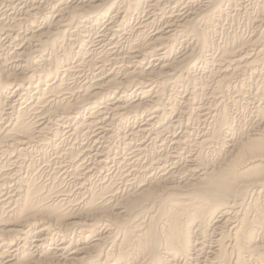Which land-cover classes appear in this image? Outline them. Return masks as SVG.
<instances>
[{"label":"bare ground","instance_id":"6f19581e","mask_svg":"<svg viewBox=\"0 0 264 264\" xmlns=\"http://www.w3.org/2000/svg\"><path fill=\"white\" fill-rule=\"evenodd\" d=\"M1 1H4L6 8L22 7L23 13L12 18L10 24L0 20V37L5 36L4 40L7 39L13 44L14 37L19 39L22 36L20 33L22 27L26 26L28 27L26 30L30 29V31L22 36L20 44L18 39L15 40L17 49L10 57L0 59V264H264V118L254 124L256 127L253 126L254 128L246 132L243 129V133L239 136L236 133L234 137L229 116L231 114L227 112L224 104L222 109L217 108L211 130L205 132L206 134L203 133L204 135L190 146L191 156L188 165L178 169L175 159L179 154L176 153L177 155L171 154L170 157L162 160L158 156L153 162L145 163L146 165H134V168L137 167L135 169L137 178L133 179L134 182H131L133 177L131 180L129 177L131 174L129 172L132 170L129 172L124 170V173L119 171L118 178L127 183V190L121 195L116 193L111 182L106 181L107 177L103 176L104 171L99 174L100 180H92L93 175L100 171L98 168L106 170L111 162L106 150L111 138L114 137L110 133L112 126L118 119L121 118L122 121L124 116L131 113L149 115L147 113L152 112V117L146 120L145 125L140 126L136 132H129L130 139L134 142V139L148 135L147 138L151 140L157 142L160 140L164 131L158 132L159 134H155L156 137L152 138L155 130L148 128L163 119L158 106V101L164 92V84L161 85L160 82L166 81V78H174L177 70L193 57L195 50L192 48V55L191 52L188 53L190 57L183 53L185 57L173 62L164 61L163 56L165 57L173 48L176 30L195 33L199 30L196 25L198 21L169 20L163 30L155 32L148 38L144 35L143 28L147 27L143 24L149 25L153 20L142 19V26L126 29L127 32L124 34L137 33L135 37L139 38L137 45L130 49L128 55L117 53L118 45L114 43L109 49V56L97 55L92 61H88L89 66H93V69L98 67L100 71L93 75V81H86L87 83L80 85L70 80L75 79V75L82 74L87 59L79 60L81 62L74 67L63 63L64 59L61 58L63 54L60 56L53 54L57 53L55 50L62 43L59 41V35L70 32L69 37H73V41L84 43L83 32L87 31L86 28L96 27L102 18L117 9L116 18L121 20L117 24L116 19H110L107 27L104 26L106 31L98 37L102 39L100 43L107 41L112 45V39L106 40L105 37L109 33L113 35L119 33L122 29L118 30L125 24L129 13L139 12L142 5L146 6L143 4L144 0H122L123 6H118L117 0H82L81 2L77 0L75 3H70L71 5L66 4L64 0H41L43 7L30 6V9L27 0ZM159 1L157 4L164 0ZM196 1L190 0L188 3L194 4ZM224 2L225 0H204V5L201 6L206 7L209 14L208 17L204 15L202 21L207 19L206 21L210 22L217 14L223 13ZM157 4L155 7L158 6ZM45 5L50 7L52 5L55 8L57 13L55 20L48 21L47 28L35 30L38 15L42 14V11L44 13V9L47 8ZM120 12L122 14L119 16ZM2 16L4 17V14ZM188 17L189 15H186L185 18ZM259 39L244 44L241 49L238 47L240 51L237 49V52L234 51L235 54L233 52L230 55L228 51H224L219 60L217 58L219 66H216L219 68L216 72L218 71L219 74L212 71L211 79L214 81L212 94L225 95L227 93L225 87L232 79L249 72L259 71L260 76L264 75V44ZM198 40L197 44L201 45L202 49L210 44L209 42L207 44L201 36ZM89 49L86 51L84 49V55ZM48 50L49 53L46 55ZM71 51L67 50V56ZM70 56L73 57L72 54ZM150 58L158 66L157 69H147L149 66L144 68L145 62ZM11 63H14L18 70L14 69L15 65H12L14 70H8L7 67ZM118 65H120L118 72L111 69L112 66ZM185 80H187L186 76ZM244 90L243 85H240L238 92L242 94ZM32 92H35V96L32 97L31 103L20 106L26 101L24 97L30 96ZM152 94L155 96L151 100L142 102L143 98H148ZM130 96L139 97V101L128 102L127 98ZM15 104L20 108L16 110ZM84 112L85 114L82 115ZM66 124L69 125L70 130L66 133L67 143H63L61 137L64 135V129L61 131L59 127ZM230 131L232 134L229 133ZM80 134L86 138L85 142L86 140L92 142L91 150L78 151L80 147H84V143L79 141ZM229 136L231 139L227 141L226 137ZM190 137V132H184L174 143L175 146L184 144L182 139L189 141ZM65 144L68 145L64 146ZM33 145L38 153L51 148L55 159L71 168L72 179L81 186L76 194L80 193L77 198H72L73 196L65 189H58L53 182L52 185H48L36 183L34 179L32 180L34 176L29 179L30 181L26 179L27 176L23 177L19 169L22 163H26ZM128 148L131 151L129 145ZM145 150V145L140 144L137 151L132 150V153H128V156H132L131 159L124 153L127 158L123 159L124 162L139 163ZM211 154L218 156L212 160L214 157L210 159ZM44 156L41 157L44 158L43 160H45ZM123 164V162L119 163L120 166ZM173 164L175 165L160 177L152 173L151 176H143L149 174L151 170L164 171L167 165L170 167ZM34 165L31 161L27 168L32 169ZM133 175L135 176V173ZM180 179L184 180L180 182ZM81 196L82 201L77 203V199ZM248 196L251 197L248 199ZM239 208L242 211L241 209L239 211ZM135 217L137 221H134ZM233 220L235 222H231ZM231 223H236L237 226L232 229L233 231L226 232V226ZM70 234L72 237H69ZM50 245L55 246L49 247Z\"/></svg>","mask_w":264,"mask_h":264},{"label":"rangeland","instance_id":"374dc122","mask_svg":"<svg viewBox=\"0 0 264 264\" xmlns=\"http://www.w3.org/2000/svg\"><path fill=\"white\" fill-rule=\"evenodd\" d=\"M75 1L77 0H64V2L66 4H72V3H75ZM82 0H79L78 2H81ZM87 1H92V0H87ZM124 1V0H123ZM122 0H117V2L119 3L118 6H123V2ZM159 0H144L143 1V4H146L145 5H142V8L139 12H130L129 13V16H127L126 18V22L125 24L123 25V27H120V29L118 31H121L119 33H116L115 35H113L112 33H109V35L107 37H105L106 40H109L110 38L112 39L113 41V44L110 45L107 41L106 42H103V43H100L99 41L102 40L101 38H98L100 35L103 34L104 31H106V28L107 27V24L110 22V19H116L117 21V24L119 22V20L121 19H117L116 18V12H117V9L114 11V12H110L108 13V15L105 17V18H102L100 24H98L96 27L92 28H86L87 31L84 33L83 32V35H84V43H81V42H76V41H73L74 38L73 37H69L70 36V32H67V34L63 35H59V41L62 42L60 46H58L55 50V52L57 51V53H53V54H57V55H61V58L64 59L63 60V63L65 62L66 64L68 63V65L70 66H76L78 65L79 60L81 59H84L86 60L87 64L85 66V71L83 69V72L81 75L80 74H77L75 75V79L72 78V80L70 81H76L78 82L80 85H83L84 83H87V82H91L93 81V75L94 74H97L100 69L97 67L99 65H97V69H93V66H89V62L90 60L92 61L93 57L94 56H97V55H106V56H109L110 53H109V49H111L113 46H114V43H117L116 46H117V53H120V54H125V55H128V52L130 51V49L133 47V46H136L137 43H138V37H135V35L137 33H133L132 35H124L125 32H127V30L131 29L132 28H136V27H139V26H142V22L143 20H147V19H151V23L148 25V24H143L146 25L145 27L147 28H143V32H144V35L147 36L148 38H150L151 35H153L155 32L159 31V30H163L162 28H165L167 26L166 22L169 21V20H196L198 21V23L196 24L197 25V30L199 31H196L195 33H190V32H182L180 29L179 31L176 30V38H175V42L173 43V48L175 49H171L170 52L166 53V56L164 57L163 56V60L166 61V62H173L177 59H181L182 57H185L186 56H189L188 53L191 52V55H192V51L193 49L195 50L194 53H193V57H191L187 62H189V65L188 63L184 64L180 70H177V75L173 78H166V81L169 80V81H165L163 80L161 83L164 84V92L162 94V97L161 99H159L158 101V106L159 108L161 109V114H163V119L160 121V123L158 124H154L153 128L151 127H148L150 129H154L155 131H153L154 135L152 136V138L156 137L155 134H159V133H162V136L160 137V140L155 141V140H151L148 137V135H145L144 138L143 137H139L138 139H134V142H133V139L131 141L130 139V134L129 132H136L138 130V128L142 125H145L146 123V120L149 119L150 117H152V112L150 113H147L149 115H146V114H140V113H131V114H128L126 116H124L122 118V121H121V118L120 120L118 119L115 124H113L112 126V129H111V135H113L114 137H112L111 141L109 142V147L107 148L106 152L109 154L110 158H111V162L110 164L108 165L107 168H105L106 170H103L98 168L100 171L96 174H94L92 180L94 181H97L98 179L100 180V175H101V171H104L103 172V176L107 177L105 178L107 182H111L113 188L116 189V193H119V195H121L122 193H124L126 190H127V183H125V180H121L118 178V175H119V171L120 173L123 172L124 173V170L125 172H129L130 174V180L131 182L135 181L133 179L137 178V173H136V168H134V165H146L150 162H153L154 159H156V157H158L160 160L166 158V157H170L171 154H179L177 155L175 161H177L175 164H176V167L179 169L181 168L182 166L184 165H188L189 164V161H190V154H191V145L195 142V141H198L204 134H206L205 132H209L214 124V120H215V114L217 113V108H221L224 107V104H225V108H227V112L231 115L230 118H231V127L233 129V133H234V137L235 135L238 134V136L243 133V129L244 132L248 131L249 129H252L254 127H256V125H254L258 120H262L264 117V75L263 76H260L259 75V71H255V72H249L247 74H245L244 76H239V78H235V79H232L231 83H229L225 89L227 93H225V95H214L212 94V90H213V87H214V81H212L213 79H211V74H212V71H214L215 73L216 70H218V66H219V63H218V60H219V57L223 54L224 51H228V53H233L234 51H238L239 48L241 49L242 47L241 46H244L247 45V43H250L252 41H256L258 40L259 38L263 41H261L259 39V41L264 44V0H225V2L222 4L223 5V13H220L217 14V16L215 17V19H211L212 21L210 22H207L205 19L204 21H202L204 15H206V17H208L207 15L209 14L208 13V10H206L204 6H201V5H204V0H197L196 2H194V4H192L191 2L188 3V1L190 0H184V1H181V0H172V1H168V0H160L159 2H162V3H158ZM177 1L179 3H177ZM231 1V2H230ZM31 2V3H30ZM146 2V3H145ZM156 2V3H155ZM234 2V3H233ZM238 2V3H237ZM241 2V3H240ZM252 2V3H250ZM4 1H1L0 0V20H2V22L6 23V24H10V22L12 21V18H14L16 15L19 16V14L21 15L22 12V7H18L16 9H10V8H6L4 6ZM26 3L28 4V7L29 9L31 7H39V6H44L42 5V1L41 0H36L35 2L33 0H27ZM34 3V4H33ZM40 3V4H39ZM121 3V4H120ZM172 3V4H171ZM177 3V4H176ZM181 3V4H180ZM186 3V4H185ZM231 3V4H230ZM70 4V5H71ZM151 7H150V5ZM158 5L155 7V5ZM197 4V5H196ZM257 4V5H256ZM33 5V6H32ZM186 5V6H185ZM192 5V6H191ZM196 5V6H195ZM31 6V7H30ZM149 6V8H148ZM153 6V7H152ZM185 6V8H181ZM190 6V7H189ZM47 7V8H45ZM45 12L43 13V11L41 12L42 14H39L38 15V23L35 24V30H40V29H44V28H47L48 27V21L52 22V19L53 21L55 20V17H56V10L55 8H53V6L51 5L50 6H47L45 5ZM165 7H167L165 9ZM172 7L174 9H172ZM194 7V8H193ZM236 7V8H234ZM198 8V9H197ZM234 8V9H233ZM239 8V9H237ZM242 8V9H241ZM259 8H260V11H259ZM2 9V10H1ZM10 9V10H9ZM21 9V10H19ZM48 9V10H47ZM156 9V10H155ZM158 9V10H157ZM162 9V10H160ZM182 9V10H180ZM189 9V10H188ZM192 9L193 11L195 12V14H193L194 12H192ZM9 10V11H8ZM147 10V12H146ZM167 10V11H166ZM180 10V11H179ZM197 10V11H196ZM205 10V11H204ZM154 11V12H153ZM174 11V13H173ZM200 11V12H199ZM262 11V12H261ZM7 12V13H6ZM153 12V13H151ZM180 12V13H179ZM189 12V13H188ZM192 12V13H191ZM197 12V13H196ZM256 12V13H255ZM147 13V14H146ZM159 13V14H157ZM165 13V15H164ZM167 13V14H166ZM178 13V14H177ZM259 13V14H258ZM262 15H261V14ZM2 14H4V17L2 16ZM11 14V15H9ZM45 14V15H44ZM47 14V15H46ZM122 14V12H120L119 16ZM135 14V15H134ZM139 14V15H138ZM155 14V15H153ZM175 14V16L173 15ZM180 14H184V15H180ZM191 14V15H190ZM202 14V15H200ZM255 14V15H254ZM8 15V16H7ZM51 15V16H50ZM114 15V16H113ZM133 15V16H132ZM142 15V16H141ZM145 15V16H144ZM153 15V16H151ZM157 15V16H156ZM168 16L167 18H165L164 16ZM173 16L170 18V16ZM180 15V16H179ZM186 15L189 17L188 18H185ZM198 15V16H197ZM46 16V17H45ZM151 16V18H150ZM192 16V17H191ZM222 16V17H221ZM253 16V17H252ZM3 19H2V18ZM40 17V18H39ZM45 17V18H44ZM131 17V18H130ZM138 17V18H137ZM156 17V18H155ZM164 17V18H163ZM180 17V18H179ZM194 17V18H193ZM197 17H198V20H197ZM250 17V18H249ZM257 17V18H256ZM262 17V18H261ZM140 18V19H139ZM163 18V20H162ZM178 18V19H177ZM183 18V19H181ZM192 18V19H191ZM201 18V20H200ZM217 18V19H216ZM9 19V20H8ZM11 19V20H10ZM42 19V20H41ZM143 19V20H142ZM166 19V20H165ZM200 20V21H199ZM259 20V21H258ZM261 20V21H260ZM7 21V22H6ZM40 21V22H39ZM105 21V22H104ZM202 21V22H201ZM219 22V23H218ZM257 22V23H256ZM102 23V24H101ZM163 23V24H162ZM76 24V22L74 23ZM87 24V23H86ZM141 24V25H140ZM162 24V25H161ZM261 24V25H260ZM101 25V26H100ZM131 25V26H130ZM165 26V27H164ZM262 26V28H260ZM161 27V28H160ZM207 27V28H206ZM98 28V29H97ZM104 28V29H103ZM28 29V27L24 26L21 28L20 32L21 35H25L27 33H29L30 29L29 30H26ZM90 31H89V30ZM93 29V30H92ZM127 29V30H126ZM203 32H202V31ZM263 30V31H261ZM117 31V32H118ZM123 31V32H122ZM178 31V32H177ZM181 31V32H180ZM261 34H260V33ZM101 33V34H100ZM190 33V34H189ZM200 33L202 35H200ZM208 33V34H207ZM193 34V35H192ZM149 35V36H148ZM202 39H204L207 44L208 42L210 44H208V48H203L201 47V45L199 46V44H197L199 42L198 39H200V36ZM234 35V36H233ZM22 36L19 37V39L16 37H14V43L11 44L10 41H8L7 39H5V36H1L0 37V44H3L1 47H0V50L2 49V51H0V59H3L5 57H10L17 49V47L15 46V42H19L18 44H20V40H22ZM67 36V37H66ZM91 36V38H90ZM144 36V37H145ZM185 36V37H184ZM189 36V37H188ZM236 36V37H235ZM242 36V37H241ZM262 38H261V37ZM86 37V38H85ZM113 37V38H112ZM129 37V38H128ZM135 37V38H134ZM183 37V38H182ZM199 37V38H198ZM239 37V38H238ZM246 37V38H245ZM186 38V40H185ZM209 38V39H208ZM243 38H244V41H243ZM256 38V39H255ZM16 39H18L17 41H15ZM90 39V40H89ZM120 39V41H119ZM126 39V41H125ZM197 39V40H196ZM207 39V40H206ZM239 41H238V40ZM242 41H241V40ZM248 39V40H247ZM251 39V40H250ZM3 40V41H2ZM63 40H64V43H63ZM138 40V41H137ZM185 40V41H184ZM192 40V41H191ZM228 40V41H227ZM235 40V41H234ZM250 40V41H249ZM8 41V43H7ZM86 41V42H85ZM88 41V42H87ZM128 41V42H127ZM231 41V42H230ZM71 42V43H70ZM95 42V43H94ZM239 42V43H238ZM81 43V44H80ZM180 43V44H179ZM185 43V44H184ZM189 43V44H188ZM237 43V44H236ZM13 47H11V45ZM70 44V45H69ZM74 44V45H73ZM92 44V45H91ZM105 44V45H103ZM135 44V45H134ZM198 45L196 47H194V45ZM225 44V45H224ZM236 44V45H235ZM63 45V47H62ZM68 45V46H67ZM97 45V46H96ZM103 45V46H102ZM7 46V48H6ZM75 48H74V47ZM77 46V47H76ZM120 46V47H119ZM182 46V48H181ZM211 46V47H210ZM223 46V47H222ZM229 46V47H228ZM234 46V48H233ZM123 47V48H122ZM129 49H128V48ZM239 47V48H238ZM6 48V49H5ZM69 48V49H68ZM74 48V49H73ZM80 48V49H79ZM91 48V49H89ZM193 48V49H192ZM196 48V49H195ZM201 48V49H199ZM233 48V49H232ZM82 49V50H81ZM87 49H89V51L84 55L85 51ZM96 49V50H95ZM104 49V50H103ZM123 49V50H122ZM207 49V51H206ZM238 49V50H237ZM67 50H72L70 52V54L67 56ZM91 50H93L91 52ZM176 50V52H175ZM178 50V51H177ZM200 50V52H199ZM13 51V52H12ZM218 51V52H217ZM232 51V52H231ZM240 51V50H239ZM50 52H52L50 50ZM60 54H59V53ZM73 52V53H72ZM75 52V53H74ZM80 52V53H79ZM125 52V53H124ZM196 52V53H195ZM204 52V53H203ZM220 52V53H219ZM49 53V50L46 51V55ZM80 55L79 57L77 56L78 54ZM91 53V54H89ZM185 53V55L183 54ZM202 53V54H201ZM218 53V54H217ZM250 54L252 53L251 51L249 52ZM73 55L70 56V55ZM75 54V55H74ZM93 54V55H92ZM197 57V61L196 60V57ZM204 54V55H203ZM206 54V55H205ZM235 54V52L233 53ZM90 55V56H89ZM190 55V56H191ZM66 57L67 59H65L64 57ZM83 58H82V57ZM180 56V57H179ZM189 56V57H190ZM199 56V57H198ZM203 56V57H202ZM72 57V58H71ZM77 59H76V58ZM85 57V58H84ZM112 57V56H110ZM178 57V58H177ZM165 58V59H164ZM170 58V59H169ZM200 58V60H199ZM218 58V60H217ZM174 59V60H173ZM208 59V60H207ZM210 59V60H209ZM67 60V62H66ZM74 60V61H73ZM152 59L150 58L147 62H145L144 64V68L146 69L148 66L147 69L151 68V69H157L158 66L156 65V63H154L153 61H151ZM192 60V61H191ZM216 60V61H215ZM1 61V60H0ZM70 61V62H69ZM89 61V62H88ZM73 62V63H72ZM148 62H150L151 64H149ZM194 62V63H193ZM205 62V64H204ZM208 62V63H207ZM70 63V64H69ZM148 63V64H147ZM214 63H217V64H214ZM72 64V65H71ZM153 64V65H152ZM208 64V65H207ZM212 66H211V65ZM15 65L14 63H11L9 65V67H7L8 70H18L16 67V65L14 66V69H13V66ZM156 65V66H155ZM187 65V66H186ZM214 65V66H213ZM218 65V66H216ZM217 67V68H216ZM11 68V69H10ZM91 68V69H90ZM109 68V67H108ZM119 68H120V65L118 66H112L111 69H114V71H119ZM214 68V70H213ZM89 69V70H87ZM93 69V70H92ZM116 69V70H115ZM92 70V71H91ZM182 71V72H181ZM186 71V72H185ZM188 71V72H187ZM90 72V74H89ZM92 72V73H91ZM181 72V73H180ZM190 72V73H189ZM211 72V73H210ZM258 72V73H257ZM194 74V75H193ZM219 74V72H218ZM88 75V76H87ZM179 75V76H178ZM182 75V76H181ZM188 75V76H187ZM259 75V76H258ZM181 76V77H180ZM185 76H186V79L185 80ZM194 78H193V77ZM201 76V77H200ZM87 77V78H86ZM178 77V78H177ZM180 77V78H179ZM210 77V78H209ZM197 78V79H196ZM263 78V79H262ZM180 80L177 82V80ZM184 79V80H183ZM191 79V81H190ZM211 81L210 82H208ZM240 79V80H239ZM251 79V80H250ZM257 79V80H256ZM259 79V80H258ZM82 80V81H81ZM96 80V79H95ZM94 80V81H95ZM175 80V81H174ZM236 80V81H235ZM261 80V81H260ZM87 81V82H86ZM189 81V82H188ZM206 81V82H205ZM163 82H166V83H163ZM252 82V83H251ZM83 83V84H82ZM207 83V84H206ZM237 83V84H236ZM263 83V84H261ZM175 84V85H174ZM204 87H202L201 86ZM253 84V85H252ZM167 85V86H166ZM181 85V86H180ZM213 85V86H212ZM238 85V86H237ZM240 85H243V87L245 88V90L243 91V93L241 94V92H238V88ZM187 86V87H186ZM206 86V87H205ZM208 86V87H207ZM173 87V88H172ZM202 87V88H201ZM167 88V89H166ZM172 88V89H170ZM198 88V89H197ZM206 88V89H205ZM212 88V89H211ZM235 88V89H234ZM258 88H261L258 90ZM203 89H205L203 91ZM210 89V90H209ZM209 90V91H208ZM166 91V92H165ZM176 91V92H175ZM193 91V92H192ZM229 91V92H228ZM258 91V92H257ZM201 92V93H199ZM170 93V94H169ZM185 93V94H184ZM193 93V94H192ZM203 93V95H202ZM259 93V94H257ZM166 94V95H165ZM207 94V95H206ZM211 94V96H210ZM172 95V96H171ZM254 95V96H253ZM35 96V92H32L30 96H26V98L24 97V99L26 100L24 102L23 105H20V106H24L27 104H30L31 101H32V97ZM155 95L152 94L150 97L148 98H143L142 102H146V101H149L151 100V98H153ZM189 96V98H188ZM196 96V97H195ZM213 96V97H212ZM221 99H220V97ZM228 96V97H227ZM231 96V97H230ZM256 96V97H255ZM218 97V98H217ZM233 97V98H232ZM139 97L137 96H130V98L128 97L127 100L128 102H137L139 101L138 100ZM164 98V99H163ZM194 98V99H193ZM225 98V99H224ZM17 99V97H15V100ZM189 100V104L187 105L186 103L188 102ZM206 99V100H205ZM228 99V100H227ZM224 100H227V101H224ZM171 101H173L174 103H171ZM217 101V102H216ZM224 101V102H223ZM190 102H193V103H190ZM262 102V103H261ZM162 103V104H161ZM218 103H221L218 104ZM223 103V104H222ZM160 104V105H159ZM166 104V105H164ZM184 104V105H183ZM187 106H186V105ZM193 104V105H191ZM208 104H209V109L208 108ZM217 104V106H216ZM234 104V105H233ZM251 104V105H250ZM261 104V105H260ZM17 104H15L16 106ZM220 105V106H219ZM227 105V106H226ZM258 105V106H257ZM20 106H16V110L20 108ZM190 106V107H188ZM257 106V107H256ZM261 106V107H260ZM182 107V108H181ZM211 107L213 109H211ZM166 108V109H165ZM185 108V109H184ZM187 108V109H186ZM164 109V110H163ZM204 109V110H203ZM207 109V110H206ZM254 110V111H253ZM180 111L182 113H180ZM184 111V112H183ZM196 111V112H195ZM216 111V112H215ZM253 111V112H252ZM205 113V114H204ZM85 112L82 114L84 115ZM135 114V115H133ZM189 114V115H188ZM202 114V115H201ZM81 115V116H82ZM151 115V116H150ZM217 115V114H216ZM135 116V117H134ZM257 116V117H256ZM147 117V118H146ZM190 117V118H189ZM194 117V118H193ZM236 117V118H235ZM172 118V119H171ZM208 118V119H207ZM126 119V120H125ZM179 119V120H178ZM202 120V121H201ZM176 121H180V122H176ZM188 121V122H187ZM194 121V122H193ZM253 121V122H252ZM120 122V123H119ZM190 122V123H189ZM198 124H197V123ZM173 123V124H172ZM176 123V124H175ZM188 123V125H186ZM195 123V124H194ZM211 123V124H210ZM172 124V125H171ZM179 124V125H178ZM232 124L234 126H232ZM169 125V126H168ZM171 125V126H170ZM178 125V126H177ZM204 125V126H203ZM117 126V127H116ZM176 126V127H175ZM254 126V127H253ZM55 127H57L55 125ZM59 127V126H58ZM66 127V128H65ZM69 125H65V126H61L60 125V130L62 131L64 129V132H63V136L61 137V141L63 140V143H67V137L68 135L66 134L69 130H70V127ZM114 127V128H113ZM157 127V128H156ZM190 127V128H189ZM197 127V128H196ZM242 127V128H241ZM245 127V128H244ZM247 127V129H246ZM251 127V128H249ZM116 128V129H115ZM195 128V129H194ZM199 128V129H198ZM235 128V130H234ZM115 129V130H114ZM242 129V130H241ZM183 130V131H182ZM188 130V131H187ZM241 132H240V131ZM114 131V132H113ZM159 132V133H158ZM179 132V133H178ZM184 132H190L191 133V137L188 141V139L184 140L182 139V145L180 146H175L176 144H174L176 142V140L178 141L180 138H181V135L184 134ZM207 132V133H208ZM204 133V134H203ZM229 133L232 134V132L230 131ZM237 133V134H236ZM115 134V135H114ZM128 135V136H127ZM172 135V136H171ZM81 136V139L79 141H81L82 143H84V147H80L78 150L79 152L81 151H89L91 150V147H92V142L86 140L85 142V137L83 138V134H80ZM231 136V135H230ZM226 137V140H230L231 137ZM66 137V138H65ZM124 137V138H123ZM180 137V138H179ZM165 138V139H164ZM137 141V142H136ZM184 141V142H183ZM132 142V143H130ZM136 142V143H135ZM173 142V143H172ZM189 142V143H187ZM88 143V144H87ZM130 143V144H129ZM149 143V144H148ZM132 148L131 151L129 150L128 148V145ZM133 144L135 145L133 147ZM140 144H144L145 147H146V150L144 151V154L140 160L139 163H137L136 161H134L133 164H131V162H124L125 159L127 158H130L131 159V155L128 156L130 153H132V150L133 151H137L138 148H139V145ZM230 143H228L229 145ZM68 144H65L64 146H67ZM125 145V146H124ZM132 145V146H131ZM34 146V145H33ZM89 146V147H88ZM148 146V147H147ZM219 146V145H218ZM112 147V149H111ZM144 147V146H142ZM87 148V149H85ZM103 148V147H102ZM134 148V149H133ZM159 148V149H158ZM47 149V150H46ZM45 150H43V152H39L41 154H39L38 152H36V149H35V146L31 148V153L29 155V157L27 158L26 160V163H22L21 164V168L19 170H21V173L23 175V177L27 176L26 179L29 180L32 178V180L34 179V181L36 183H45V184H48V185H52V182L53 184L55 183L56 187L59 189V188H62V189H65L68 191V194L69 195H72L73 197L72 198H77L78 195H76L78 192H79V185H77L76 182H74V180L72 179V175L70 174L71 172V168H68L65 163H61L62 161L60 160H57L55 159L56 157L55 154L53 153V150L51 148H46ZM101 149V148H100ZM110 149V150H109ZM136 149V150H135ZM108 150L110 152H108ZM49 151V152H48ZM77 151V152H78ZM167 151V152H166ZM178 151V152H177ZM45 152V153H44ZM78 152V153H79ZM127 152V154H126ZM173 152V153H172ZM42 153H43V156L45 157V160H43L44 158H41L43 157L42 156ZM47 153V154H46ZM94 153V152H93ZM92 153V154H93ZM111 153V154H110ZM121 153V154H120ZM124 153H125V157L124 156ZM129 153V154H128ZM177 153V154H176ZM183 153V154H182ZM53 154V155H51ZM121 156H120V155ZM153 154V155H152ZM167 154V155H166ZM189 156H188V155ZM32 155V156H31ZM41 155V156H40ZM49 156V159H48V156ZM115 155V156H114ZM53 156V158H52ZM112 156V157H111ZM123 156V157H122ZM150 156V157H149ZM218 156V155H217ZM217 156H212L211 154V158L214 157L212 160L216 159ZM149 157V158H148ZM155 157V158H154ZM112 158H115V159H112ZM125 158V159H124ZM30 159V160H29ZM48 159V160H47ZM53 161H51V160ZM57 161H55V160ZM124 159V160H123ZM50 160V161H49ZM136 160V159H135ZM30 161V162H29ZM34 163V168L32 167L31 168H27L28 164L29 163ZM45 161V163H44ZM50 163H49V162ZM59 161H60V164H59ZM145 161V162H144ZM174 161V162H175ZM48 162V163H47ZM53 164H52V163ZM56 162V163H55ZM123 162L124 164L123 165H119V163ZM47 163V164H46ZM55 163V164H54ZM58 163V164H57ZM118 163V164H117ZM146 163V164H145ZM49 164V165H48ZM116 164V165H115ZM175 164L171 165L170 167L167 165L166 166V170H162V169H159V170H151L149 174L145 175L143 174V176H151L152 174L153 175H156L158 177H160L163 174H165L167 172V170L170 168H172ZM179 164V165H177ZM54 165V166H53ZM61 165V166H60ZM24 166V167H23ZM57 166V167H56ZM58 166H59V169H58ZM64 166V167H63ZM124 166V167H123ZM126 166V167H125ZM47 167V168H46ZM66 167V168H65ZM93 167V166H91ZM168 167V168H167ZM43 168V169H42ZM57 168V169H56ZM61 168V169H60ZM119 168V169H118ZM29 172H28V170ZM46 169V170H45ZM65 171H64V170ZM108 169V170H107ZM134 169V170H133ZM34 170V171H33ZM56 170V172H55ZM67 170V171H66ZM69 170V171H68ZM24 171V172H23ZM40 171V173H39ZM60 171V172H59ZM63 171V172H62ZM107 171V172H106ZM118 171V172H117ZM31 172V173H30ZM47 172V173H46ZM52 172V173H51ZM55 172V173H54ZM62 172V173H61ZM67 174H65V173ZM69 172V174H68ZM110 172V173H109ZM113 172V173H112ZM115 172V173H114ZM156 172V174H155ZM159 174H158V173ZM36 173V174H35ZM117 173V174H116ZM135 173V176L132 174ZM152 173V174H151ZM28 174V175H27ZM30 174V175H29ZM35 174V175H34ZM59 174V175H58ZM63 174V176H62ZM100 174V175H99ZM114 174V175H113ZM127 174V173H126ZM158 174V175H157ZM66 175V176H65ZM70 175V176H69ZM108 175V176H107ZM139 175V174H138ZM62 176V177H61ZM117 176V177H116ZM30 177V178H28ZM55 177V178H54ZM115 177V178H114ZM36 178V180H35ZM49 178V179H48ZM66 178V179H65ZM118 178V179H117ZM57 179V180H56ZM116 179V180H115ZM42 180V181H41ZM110 180V181H109ZM121 180V182H120ZM181 180V179H180ZM179 180V181H180ZM184 179H182L180 182H182ZM30 181V180H29ZM58 181V182H57ZM73 181V182H72ZM119 181V183H118ZM130 182V181H129ZM128 182V183H129ZM62 183V184H61ZM126 185V186H125ZM63 186V187H62ZM66 187V188H65ZM71 189V190H70ZM75 189V190H74ZM73 191V192H72ZM253 195V193H252ZM251 196H248V199L250 198ZM254 197V195L252 196ZM261 200L263 199L260 198ZM77 203L81 200L82 201V196L79 197L77 199ZM251 200V199H250ZM241 208H239V211H240ZM242 211V209H241ZM139 218V217H138ZM134 221L136 220L137 221V218H133ZM133 221V222H134ZM132 222V223H133ZM231 222H235V220L231 221ZM237 226L236 223H231V225H228L226 226V232L228 231H233L232 229ZM102 230V229H101ZM104 232V230H102ZM69 237H72V234L69 235ZM56 244V243H55ZM55 245H50L49 247H53ZM195 264V263H193Z\"/></svg>","mask_w":264,"mask_h":264}]
</instances>
